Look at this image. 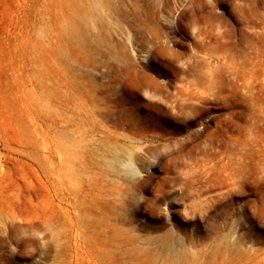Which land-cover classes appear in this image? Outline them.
Wrapping results in <instances>:
<instances>
[{
    "label": "rangeland",
    "instance_id": "obj_1",
    "mask_svg": "<svg viewBox=\"0 0 264 264\" xmlns=\"http://www.w3.org/2000/svg\"><path fill=\"white\" fill-rule=\"evenodd\" d=\"M0 264H264V0H0Z\"/></svg>",
    "mask_w": 264,
    "mask_h": 264
}]
</instances>
